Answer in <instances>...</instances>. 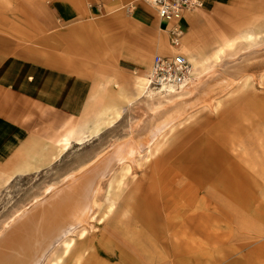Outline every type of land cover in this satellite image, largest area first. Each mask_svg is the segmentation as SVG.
I'll return each mask as SVG.
<instances>
[{"label": "crops", "instance_id": "crops-1", "mask_svg": "<svg viewBox=\"0 0 264 264\" xmlns=\"http://www.w3.org/2000/svg\"><path fill=\"white\" fill-rule=\"evenodd\" d=\"M125 10L129 15L124 14ZM189 14L183 15L181 24L185 30L192 19ZM164 26L148 0H0L3 172L26 176L45 169L56 162L58 150L66 143L78 145L76 140L93 123L98 122L102 130L103 121L121 108L109 94L87 102L98 86L97 68L114 69L109 79L115 81L125 70L121 63L135 67L144 55L173 54ZM140 28L154 31L157 37L141 39ZM179 51L187 60H203L188 48L182 51L181 47ZM140 66L135 87L139 77L148 76L150 70V63L145 69L142 63ZM103 90L106 91L102 88L97 94ZM252 111L256 124L264 122V108ZM78 116L82 119L73 122ZM236 117L227 113L209 137L185 145L190 148L187 156L173 159L170 169L157 171L151 180L142 183L137 194L127 199L125 220L107 223L102 233L77 246L75 264L90 250L92 264H109L117 250L122 254L119 263L128 264V253L123 255L125 250H120L115 237L120 233L142 238L137 224L153 236V214L157 218L165 214L162 226L214 223L223 219L217 212L219 206L225 217H230L234 205L243 206L247 190L258 187L255 179H249L248 171L258 168L260 161L255 155L245 158L243 149L231 143L242 132ZM213 134L216 139L211 138ZM233 151L240 152L231 156L229 152ZM247 160L253 163L250 168ZM260 166L261 170L264 163ZM7 181L11 182V176L0 178L2 186ZM185 182L188 183L183 188Z\"/></svg>", "mask_w": 264, "mask_h": 264}, {"label": "rangeland", "instance_id": "rangeland-1", "mask_svg": "<svg viewBox=\"0 0 264 264\" xmlns=\"http://www.w3.org/2000/svg\"><path fill=\"white\" fill-rule=\"evenodd\" d=\"M188 13H191L189 15L192 19L186 30L182 21L180 23L184 35L182 51L188 48L201 59H209L218 48L224 47L221 59L215 65L207 66L209 71L200 80L199 87L191 97L177 104L162 101L161 108L156 111L152 107L158 104L156 100H148L143 95L136 96V88L137 93L139 91L135 81L140 64L145 69L153 55L142 56L135 67L121 63L125 70H120L123 72L118 74L115 81L109 79L110 74H115L114 69L97 68L100 70L96 77L98 80L95 81L98 86L89 94L87 102L96 96H114L121 108L118 119L112 125H103L102 130L96 133L92 132L95 129L93 124L80 137L82 141H76L78 145L70 146L66 143L58 150L56 162L45 169L25 176L3 172L0 168V178L11 176V182L7 181L3 186L0 184L1 236L16 224L22 214L30 213L35 206L47 202L53 193L67 189L72 182L76 184L77 179L74 178L82 173L75 174L74 171L83 164L100 156L98 162L107 159L112 150L128 152L130 174L123 178L120 185L114 181L109 195L105 189L111 177L110 174L105 176L100 181L102 189L98 207L87 215L84 223L78 224L76 221V227L68 228L64 237L55 239L39 264H49L58 259L59 264H75L78 259L75 255L77 246L83 244L84 240L94 239L92 235L102 233L109 225L107 223L118 224L125 220L127 199L137 194L141 184L151 180L157 171L170 169L173 159L187 156L190 148L185 145L209 137L227 113L237 116L242 131L231 143L235 148L239 145L238 150L240 147L243 149L245 158L255 155L260 161L258 168L248 171L249 179H255L258 187L252 191L247 190L244 207L234 205L230 217H225L224 210L219 206L217 212L223 219L214 223L162 226L165 214L161 213L158 218L153 214V236L137 224L136 230L143 235L142 238L137 240L130 238V234L128 238L119 233L115 239L120 250H125L123 255L128 253V264H141L142 261H147L146 264H264V168L260 170V165L264 163V122L256 124V114L252 111L264 108V0H205L202 8L185 14ZM124 14L129 15L126 10ZM247 35H252L253 40H245ZM140 36L146 40L157 37L154 31L141 28ZM102 88L106 91L97 94ZM80 119L81 116L74 117L73 122ZM185 119L188 122L177 127ZM173 126L172 133L163 140L162 137ZM212 137L216 139L214 134ZM159 142L163 144L154 153V144ZM238 152L229 154L234 156ZM246 163L249 168L253 165L251 160ZM93 165L96 164L89 168ZM111 173L117 181L120 177L119 167L116 165ZM70 178H73L71 182ZM185 183L183 188L188 182ZM53 185L52 190L44 193L47 187ZM110 198L114 200V212L109 220L98 224L97 220ZM89 216H94L93 220ZM80 230L85 231L81 239L77 238ZM66 237L72 239V244L64 256L61 242ZM91 251L85 252L79 264L93 263L88 256ZM121 257L122 254L117 250L109 264H120Z\"/></svg>", "mask_w": 264, "mask_h": 264}, {"label": "bare ground", "instance_id": "bare-ground-1", "mask_svg": "<svg viewBox=\"0 0 264 264\" xmlns=\"http://www.w3.org/2000/svg\"><path fill=\"white\" fill-rule=\"evenodd\" d=\"M149 1L151 2V0ZM245 40L250 42L253 40V36L247 35ZM223 51L222 48H218L217 51L210 55V58L206 60H197L196 58H189V60H187L185 58L189 64L190 70L188 76L182 82L170 83L169 85L162 86V88H155L150 84L148 76H140L137 81L138 95H143L151 101L156 100L158 104L152 106L156 111L161 108L162 101L170 104L176 102L175 104H177L178 101L191 97L197 90V87H199L200 80L209 71V67L207 66L210 64L212 66L215 65L222 57ZM118 117L119 111L113 110L112 117L106 118V120L103 121V124L111 125L113 121L118 119ZM185 122H188L187 119L180 122L177 127ZM93 124L95 125V129L92 132L96 133L100 130V126L98 122ZM173 130L174 126L166 132L167 134L164 135V137H162L164 138L163 140H166L167 135L171 134ZM84 135L85 133L82 136ZM81 139L82 138L76 141L81 142ZM161 143L162 142H159L158 144L156 143L154 144L155 146L152 144L155 149L154 153L158 152ZM109 154L110 155L107 159L103 158V160L98 162L102 157L100 156L99 158H94L92 161L89 160L90 162L83 164V166L74 171L75 174L82 173H80V176L74 178L77 179L76 184H73L72 182V185L69 187L66 186L67 189L65 188V190L60 191L57 194L53 193L50 200L47 202L35 206L30 213L22 214V217H18L16 224H13L12 228H10L4 235L2 234L0 236V264H39L47 254L55 239H58L61 236L64 237L65 234L68 233V228L73 226L76 227V221L78 224L84 223V219L87 215L92 213V210L95 207H98V197L102 189L100 181L110 174L111 179L105 189L107 195H109L110 190H113L112 185L114 184V181L117 185H120L123 178L130 174L131 168L128 163V152L126 153L124 150L120 149L115 151L112 150ZM94 163L96 165H93L90 169L89 166ZM116 165L119 167L120 173V177L117 178V181L114 178L115 175H112L113 173H111L112 168ZM71 179L73 178H70L69 181ZM53 188L54 185L52 187H47L44 193ZM114 208V200L110 198L104 212L97 220L98 224L107 220L114 212ZM93 218L94 216L90 217V220H93ZM84 232L85 231L80 230L78 237L82 238ZM66 238L63 241L61 240L63 255L67 254L72 244V239ZM49 264H59V259L49 262Z\"/></svg>", "mask_w": 264, "mask_h": 264}, {"label": "built area", "instance_id": "built-area-1", "mask_svg": "<svg viewBox=\"0 0 264 264\" xmlns=\"http://www.w3.org/2000/svg\"><path fill=\"white\" fill-rule=\"evenodd\" d=\"M115 2L116 0H108ZM157 18L165 22L163 32L173 54L155 55L150 62L148 74L150 84L155 88L185 80L189 74V64L179 51L183 40L181 21L183 15L202 8L205 0H151Z\"/></svg>", "mask_w": 264, "mask_h": 264}]
</instances>
